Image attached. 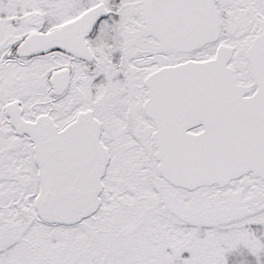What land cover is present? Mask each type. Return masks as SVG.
Returning <instances> with one entry per match:
<instances>
[{
	"label": "snow or ice",
	"instance_id": "1",
	"mask_svg": "<svg viewBox=\"0 0 264 264\" xmlns=\"http://www.w3.org/2000/svg\"><path fill=\"white\" fill-rule=\"evenodd\" d=\"M0 264H264V0H0Z\"/></svg>",
	"mask_w": 264,
	"mask_h": 264
}]
</instances>
